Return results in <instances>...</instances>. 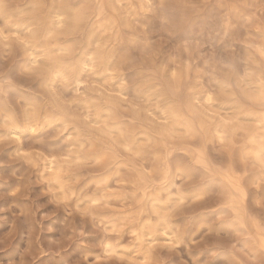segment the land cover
I'll list each match as a JSON object with an SVG mask.
<instances>
[{
  "label": "clouds",
  "instance_id": "obj_1",
  "mask_svg": "<svg viewBox=\"0 0 264 264\" xmlns=\"http://www.w3.org/2000/svg\"><path fill=\"white\" fill-rule=\"evenodd\" d=\"M0 264H264V0H0Z\"/></svg>",
  "mask_w": 264,
  "mask_h": 264
}]
</instances>
